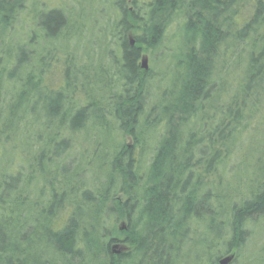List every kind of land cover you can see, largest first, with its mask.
Returning a JSON list of instances; mask_svg holds the SVG:
<instances>
[{
  "label": "trees",
  "instance_id": "obj_1",
  "mask_svg": "<svg viewBox=\"0 0 264 264\" xmlns=\"http://www.w3.org/2000/svg\"><path fill=\"white\" fill-rule=\"evenodd\" d=\"M37 2L0 0V264H180L186 246L195 264H241L264 226V137L244 148L264 131V0H112L117 54L95 70L69 48L72 16ZM170 31V86L147 112L140 62ZM56 44L72 56L58 86ZM232 57L243 66L233 88L221 79ZM111 129L132 142L103 152L109 177L81 190L63 163L71 142L93 131L106 144ZM27 150L32 163L15 158ZM240 154L246 187L232 193L224 175Z\"/></svg>",
  "mask_w": 264,
  "mask_h": 264
},
{
  "label": "rangeland",
  "instance_id": "obj_2",
  "mask_svg": "<svg viewBox=\"0 0 264 264\" xmlns=\"http://www.w3.org/2000/svg\"><path fill=\"white\" fill-rule=\"evenodd\" d=\"M111 3L112 0H38L37 8L38 10L60 8L72 16L75 25L73 24L72 26V37L68 42L69 48L75 52L74 54L77 55V60L80 61V63L86 65L87 67L90 66L95 70L99 62H102L105 59L106 55L110 56L114 53L115 55L117 54V43L116 39L113 38L112 32V27L116 22L117 16ZM31 9H33V7H31ZM28 13H30V11H28ZM27 29L28 27L24 26L25 33L28 32ZM134 36V33L128 34L130 41H133ZM177 36L176 32L170 31L163 39L161 46H159L157 50L151 53L146 52L143 54L148 61V69L146 71H151L150 74L152 76L147 90V104L145 107L147 112L151 110V108L156 107L158 96L164 90V87L170 86V81L168 80L166 82V79L171 73L170 69H172L175 65L176 54L178 52L177 46L179 43V38ZM64 42H67V40ZM40 46H42V43ZM104 46L108 54H106ZM53 47L55 49V54L49 59L50 74L48 77H50L52 83L58 86L62 84V72L65 60L66 58L71 60L72 56L68 55L63 46L56 44V46ZM110 51L113 52L110 53ZM235 59L236 58L232 57V60L229 61L227 66V73L221 77V79H223L227 85L232 88L234 87L236 80L241 78L243 74V66L238 64ZM149 131L151 130L149 129ZM152 132L155 133H152L150 135L151 137L147 136V139L150 138L149 142L153 145L161 136V132L158 129ZM111 133L112 134L108 137L106 144L101 141V137L103 136L98 133H94L93 131L81 133L75 136L72 140L67 160L65 159L63 163H74L73 165L69 164L71 166L70 170L74 171L70 172V175H76L77 186L81 190L83 187H89L91 189L99 188L104 185L105 180L109 177L108 167L106 166L107 155L103 152L110 154L113 150L118 149L122 144H131L132 142L129 137L120 134L115 129H111ZM263 137V129H261V131L257 134L253 133L249 137V140L246 142L244 148L249 146V144L252 145V147H258L260 145L259 139ZM145 152L144 157L146 164L148 162L150 149L147 147ZM241 157L242 155L240 154L238 159L231 161L226 167V175H224V178L225 181L230 184V191L232 193H235V191H244L246 187V180L239 183V177L245 173L244 164L240 161ZM15 158H24L26 164L32 163L29 150L24 153L22 152V157L16 156ZM253 166L254 161L252 159L248 162L246 178L254 177L255 169ZM30 169L31 168L27 167V172ZM221 170L222 168H219V173H221ZM223 173L225 174V171ZM45 191L48 193L49 188L46 187ZM256 239H258L261 244H264V226H261L258 229ZM256 239L253 238L252 233L251 238H248L244 248L241 250L240 256L237 257L239 259V263L258 264L261 260L258 254L261 246H259ZM189 248L191 250L190 255L184 258L183 262L180 264L196 263V254L198 249L194 253L191 246H186L184 251L188 252Z\"/></svg>",
  "mask_w": 264,
  "mask_h": 264
},
{
  "label": "water",
  "instance_id": "obj_3",
  "mask_svg": "<svg viewBox=\"0 0 264 264\" xmlns=\"http://www.w3.org/2000/svg\"><path fill=\"white\" fill-rule=\"evenodd\" d=\"M130 45L131 46L133 45V41L130 42ZM147 62H148L147 58L145 56H143L141 59V68L143 70L148 69ZM232 258H233L232 256H226L219 261V264H229L232 261Z\"/></svg>",
  "mask_w": 264,
  "mask_h": 264
}]
</instances>
